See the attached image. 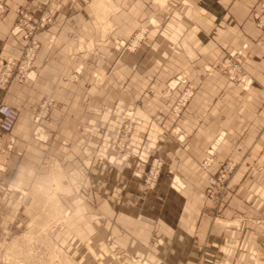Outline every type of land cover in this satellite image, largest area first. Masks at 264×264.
Instances as JSON below:
<instances>
[{
	"label": "crops",
	"instance_id": "0c3cea01",
	"mask_svg": "<svg viewBox=\"0 0 264 264\" xmlns=\"http://www.w3.org/2000/svg\"><path fill=\"white\" fill-rule=\"evenodd\" d=\"M94 1L13 0V5L27 2L35 17L47 8L57 22L37 34L41 47L30 78L0 84V102L20 110L11 133L3 138L9 145L0 158L4 184L31 186L47 159H80L89 149L100 156L94 173L102 175L101 186H111V173L126 175L136 161L160 155L184 186L181 191L168 182L159 186L165 206L173 208L168 213L170 237L188 239L200 217L208 175L226 157L248 156L263 165L247 166L243 173L248 171V176L238 190L264 223V28L256 24L261 0H168L163 6L155 0H112V7L104 1L97 9ZM14 10L9 8L8 17L0 18V58L22 52V37L10 31ZM153 16L160 22L149 23L148 40L136 52L125 50L120 41L142 18L147 17L148 24ZM245 41L249 87L222 71L206 69ZM180 73L195 84L196 92L185 110L174 115L172 104L180 86L168 98L162 95L169 80ZM46 96L54 97L50 114L36 120ZM127 108L140 122L126 151L112 165V136ZM209 150L214 161L204 167ZM117 189L122 190L117 200L124 209L121 215L131 219L137 202L155 197L142 194L136 184ZM14 216L12 206L0 211V231L8 230ZM248 223L253 229L245 233V248H98L93 264H139L140 258L154 264H264V224ZM242 234L226 232L225 239ZM107 251L115 257L108 258Z\"/></svg>",
	"mask_w": 264,
	"mask_h": 264
},
{
	"label": "rangeland",
	"instance_id": "374dc122",
	"mask_svg": "<svg viewBox=\"0 0 264 264\" xmlns=\"http://www.w3.org/2000/svg\"><path fill=\"white\" fill-rule=\"evenodd\" d=\"M40 1L44 4L49 2ZM104 1L108 6L113 4L112 0H95V8L104 5ZM147 1L151 3L153 0ZM167 1L155 0V3L163 6ZM11 7L15 9V18L10 31L11 34L22 37V52L20 56L7 55L0 58V78L7 63L12 61L16 62L17 66L13 69V74L20 73L21 76L5 82L0 81L4 86L12 80L24 82L30 78L41 47L37 34L57 22V16L47 8L35 17L27 2L13 5V0H0V18H7V12ZM261 7L256 24L264 13L263 0ZM42 19L45 20V25L37 28L32 37H26L30 25ZM148 19L147 24V17L142 18L132 33L120 41L125 50L136 52L148 40L149 23L151 25L160 22L156 16ZM33 39L35 43L32 42ZM30 47H33L32 51L27 55ZM247 47L248 42L245 41L239 49L229 51L221 59L207 65L206 69L222 71L230 80L240 82L244 88L249 87L252 78L243 64ZM168 83L163 89L162 96L164 99L168 98L170 91L180 86L172 104L173 114L180 115L194 97L196 86L183 73L175 75ZM53 104V96L44 97L34 118L39 120L47 117ZM139 122L133 109L127 108L121 112V126L116 135L112 136V150L108 157L112 165L116 164L117 156L126 151L134 127ZM10 133L11 131L0 136V158L9 147L3 144V138ZM99 157L97 153L87 149L84 157L80 159L49 158L42 164L31 186H17L10 181L4 184L0 178V211L4 207L12 206L15 215L8 230L0 231V264H93V258H98L97 254L93 253L97 252L98 248L109 250L128 247L153 248L173 244L207 248L225 246L234 249L245 248L247 246L245 233L248 229H253L248 221L263 223L256 208L238 190L248 176V171L243 173V170L247 166L259 169L263 162L248 156L226 157L220 160L216 172L209 174L205 186H202L203 205L192 237L172 239L169 229L172 224L168 222V213L173 208L165 206L166 201L163 202L164 196H161L159 186L168 182L176 191H181L184 186L180 177L167 166L165 159L160 155H154L147 160H138L130 173L126 175L111 173V186H101L102 175L94 173ZM213 161V152L209 150L202 164L209 167ZM1 165L2 161L0 167ZM115 184L117 186H114ZM131 184H136L144 195L155 194L149 202L143 201L148 202L147 204L137 202L136 209L132 210V219L121 215L124 209H121L117 201L122 194V190H118L117 187ZM128 202L136 203L131 199ZM231 231L244 234L228 241L225 234ZM107 257L113 259L115 256L110 253ZM137 262L154 264L147 258H140Z\"/></svg>",
	"mask_w": 264,
	"mask_h": 264
},
{
	"label": "built area",
	"instance_id": "2783aa9c",
	"mask_svg": "<svg viewBox=\"0 0 264 264\" xmlns=\"http://www.w3.org/2000/svg\"><path fill=\"white\" fill-rule=\"evenodd\" d=\"M263 8H264V0H263ZM45 20L42 19L39 22H33L30 25V29L26 33V37H32L33 32L42 26L45 25ZM259 26L264 28V13L262 14V17L259 20V23H257ZM35 39V38H34ZM32 40L33 43H35V40ZM33 46V45H32ZM33 47H30L27 50V55L31 53ZM240 67V65H239ZM16 62H8L7 66L2 71V76L0 78V81H8L12 78L20 77V73L13 74V69H16ZM45 105V104H44ZM20 116V110L11 104H8L6 102H0V136L3 133H9L14 128L18 118Z\"/></svg>",
	"mask_w": 264,
	"mask_h": 264
}]
</instances>
